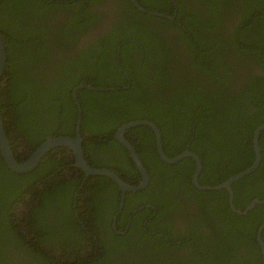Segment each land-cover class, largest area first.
Listing matches in <instances>:
<instances>
[{"label":"trees","instance_id":"trees-1","mask_svg":"<svg viewBox=\"0 0 264 264\" xmlns=\"http://www.w3.org/2000/svg\"><path fill=\"white\" fill-rule=\"evenodd\" d=\"M102 1L73 0L69 3L64 0H0V34L7 52L2 72V76L6 75L7 78L3 80L1 77L2 81L0 79V82H5L0 83V116L16 159L20 156L16 153V147L22 140L31 147L26 157L48 135H74L77 107L71 96V88L84 83L95 86H82L75 90L76 100L80 105L78 130L82 136L81 146L90 165L112 169L128 183H136L140 175L126 148L121 143L117 145L110 136L119 124L128 120L147 118L157 123L148 111V104L162 95L160 102H155L156 109L163 113L165 104L171 105L180 113L179 127L188 124L186 142L201 158V171L198 176L200 183H218L233 172L248 166L253 160V151L249 146L252 130L258 121H262V115L264 116V70L253 75L259 72L255 71L251 74L252 77L244 79L232 76L230 83L221 88L200 83L190 75H181L177 79L171 76L170 80V72L178 71L180 63L170 56L168 44L159 46L158 53H148L145 34H155L148 29V25L138 24V29L125 27L135 23L133 18L136 15L140 18L150 17L148 13L137 10L129 0H117L120 2L117 17L115 20L113 18L114 22L109 27L103 26L99 12L80 21L79 7ZM153 1L137 0L147 10L156 6L163 9L168 4L166 0ZM175 1V19L187 30L179 28V36L187 43L188 49L186 46L185 50L193 57L190 64L201 66L208 71L207 75L216 77L220 72L212 62L219 64L228 59L212 57L221 56V50L217 48L225 42L217 34L211 35V40L200 37L209 22L203 16L204 12L200 11L199 14L182 6V1ZM202 1L208 4L216 3L217 0ZM20 2H25L22 21L17 16L16 8ZM156 2L160 4L154 5ZM234 4L238 19L234 20L229 31L231 39L228 43L233 45L232 53L248 59L251 65L264 67V0H234ZM4 12L8 15H4ZM163 20L165 23L170 22ZM83 21L86 24L83 25ZM95 25L97 27L93 28L94 37L88 35L89 40L85 39L87 47L72 52L69 43L74 37L76 27L87 28ZM170 25L178 27L173 22ZM210 26L214 28L216 25ZM128 38L135 40L129 41ZM167 38L168 36L163 40L164 43L169 41ZM49 42L54 46L50 47ZM131 49L139 51L137 62L141 59V54L142 61L151 65L157 59L158 63L152 65L156 69L144 77L140 76L141 70L138 73L132 64ZM210 50L211 59H208L206 54ZM116 56L119 57L118 61ZM198 61L202 62L199 64ZM120 67L129 78L127 87L122 86L127 80ZM194 69L197 72L198 68ZM184 78L186 86L183 88L188 91L195 90V94H192L194 98L189 93V98L186 97L181 92L183 88L175 91L176 84ZM144 81L147 82L145 86ZM226 88L231 91L224 92L223 89ZM241 98L247 103L242 102ZM177 104L185 109L179 110ZM192 111L197 117L196 120L201 119L203 125L195 126L193 118L188 117ZM158 126L164 153L170 156L180 151L173 145L170 137L164 136V124ZM7 129L12 133L19 132L20 138L13 133L17 144L13 143ZM124 135L134 146L149 173L147 187L134 193L125 191L123 194L127 203L130 198L137 196L139 202L147 201L156 206V212L145 221V225L140 220L143 221L146 214L140 210L141 214L135 213L131 216L124 236L114 233L110 227L111 216L116 208L114 202L110 205L104 221L99 222L102 202L91 207L92 201L86 193L103 186L113 189H118V186L105 175H85L80 168L73 165L74 159L67 146L50 148L27 172L10 170L0 155V264H110V261L113 264H262L254 234L256 226L264 219V203H254L245 213H237L229 208L224 188L199 190L205 196L209 193L220 195L211 202L200 201L192 196L198 205V209H193L194 213L206 220L211 231L203 234L194 230H182L174 235V229L171 230L173 219L168 220L162 212L178 204L175 185L184 188L186 192V187L190 188V184L186 179L182 181L183 177L178 175L179 171L175 168L190 164L192 170L194 162L189 157H183L173 164L164 163L155 151L154 134L147 125L130 126ZM199 135L205 140L204 145L194 141ZM166 143L175 151L170 150ZM258 144V165L231 183L232 203L236 208L242 209L253 197L264 198V129L260 131ZM110 148L117 154L114 159L109 154ZM150 151L154 157L151 162L144 157ZM185 161L188 163L183 164ZM123 164L130 165L131 171L126 170L125 173ZM153 165L163 167L158 175ZM57 167L60 170H56ZM49 173L53 174L45 178ZM41 176L50 182L44 187H36L39 183H45L40 182ZM170 179L173 181L168 183ZM68 183H71L70 188ZM157 184H164L163 190L154 193ZM62 186L69 188L62 194L63 199L58 196ZM27 193L35 198L27 206L23 218H19L16 213L17 204L28 203L23 197ZM167 194L171 195L170 200L162 198ZM73 199L81 201V205L74 207L77 212L72 207ZM93 199L97 203L94 195ZM79 207L82 211L78 210ZM128 214V208L121 207L114 219L117 228L124 227ZM30 222L36 229L33 239L44 242L50 236L55 240L53 246L37 247L38 243H33L29 238L30 247L36 251L34 253L25 245L26 239L30 237L29 231L32 232ZM192 222L197 224L198 221L193 219ZM39 223L43 226H39ZM84 227L95 229L98 235L102 234V230L107 231L110 241L105 247L108 245L109 249H113L116 245L118 255L104 261H100V258H97L99 261H93L96 260L94 258L91 261L80 259L75 247L76 241L72 238L85 237L87 232ZM150 230L154 232L149 233ZM260 236L264 240V227ZM178 238L182 241L172 242ZM169 246L176 250L168 252ZM182 246L187 247V251L178 253ZM125 255L130 259L121 263L117 257Z\"/></svg>","mask_w":264,"mask_h":264},{"label":"flooded vegetation","instance_id":"flooded-vegetation-1","mask_svg":"<svg viewBox=\"0 0 264 264\" xmlns=\"http://www.w3.org/2000/svg\"><path fill=\"white\" fill-rule=\"evenodd\" d=\"M64 1L65 2L69 1V3H70L73 0H64ZM129 1L131 2V0H129ZM166 1L168 2V4H167V6H163V9H159V7L156 6L152 10L148 9L151 12H148V11L146 12V11L140 10L135 4H133L131 2L132 5H134V7L137 10H139L141 12H144V13H148L150 15V17L140 18L139 16L136 15L133 18L135 23H133L131 25H125V27L131 26V27H133V29H138L139 28L138 24H140L141 26L142 25H144V26L148 25V29L155 33V34H152L151 32H149V33L146 32V34H145V39L147 41H149V42L146 41L148 53H152V52L158 53L159 50H160V48H158L159 46H161L163 44H166V45L168 44L169 45L168 46V51L170 53V56H172V58H174V61H177V62L180 63V68H179L178 71H176L174 73L170 72V75H169V79L170 80H171V76L173 78L177 79V78L181 77V75H190L191 78H197L198 82H200V83L202 82V83L208 84L209 86L212 85V86H214L216 88H221L224 85H228L230 83L229 80L232 79V76H234V78H236V79H244L245 77H252L253 75L259 74L260 71L262 72L264 70V67H262L260 65L259 66L251 65V62H249L248 59H243L244 57L235 56L232 53L233 45L228 43L230 41V39H231V35H230L229 31H231V27H232V24H233L234 20L238 19V15H237V11H236V6L234 4V0H217L216 1L217 4L215 2L207 4V3H205L202 0H180V1H182V6L190 8V9H193L199 14H201L200 11L204 12L203 16H205L208 19V21H209L208 25L205 28H203V32L201 33L200 37H203L206 40H211V35H216L217 34L220 37V39H222V41L225 42V43H222L217 48V50H221L220 51L221 56L220 57L219 56H215L214 57V55H213L212 59H218V58L219 59H228V61L220 62L219 64L216 63V62L215 63L212 62L213 65H217L216 69L218 70V72H220L214 78L211 77L210 75H207L208 71H205V69H203L201 66H196V65H191L190 64V59H193V57L188 53L187 50H185L186 46H187V49H188V45L183 40H181L180 36H179V33H180L179 28H181L184 31H187L186 27L183 24L178 23V21L175 19V16H176L175 12H176V9H177L176 1L175 0H166ZM24 4H25V2H20V4L18 6H16V8H17V16L19 17V19L21 21H22V8H23ZM156 4H160V2H156L154 5H156ZM79 5H80V3L77 4V6H79ZM118 5H120V2H118L117 0H103L102 2L92 3L91 5H82L81 7L78 8V10L81 11V20L80 21H82V18H86L88 15H93L94 13H98L99 12L101 20H103V26L104 27L105 26L109 27L114 22V21H112L113 18L115 20L116 17H117L116 13H117ZM139 6H141V5L139 4ZM29 7H31V5H29ZM83 8H85V9H83ZM164 11H166V12H164ZM168 12H170V13H168ZM3 14L4 15H8L7 12H4ZM163 19H167L168 21L177 24L178 27L176 25H170V22L165 23ZM82 24L83 25L86 24V21H83ZM210 24H214L216 26L214 28H212L210 26ZM95 27H97V25L92 26V27H87V28H84L82 26L81 27L80 26L76 27V30L74 31V34H73L74 37L70 39V43H69L70 50L72 52H74V51H78L79 49L86 48L88 43H87V41L85 39L88 38V35H90L89 37H91V36L94 37L95 32H94L93 28H95ZM211 32H213V33H211ZM0 36L2 38L1 34H0ZM166 36H168L167 40H169V41L167 43H164L163 40H166ZM42 38L44 39V34L42 35ZM73 39H74V42H73ZM2 40H3V38H2ZM10 40L12 41L11 37H10ZM88 40H89V38H88ZM128 40L129 41H133L135 39H131V38L129 39L128 38ZM43 43H44V41H43ZM139 44H140V42L138 41V45ZM196 45H198V44H196ZM49 46L51 47V46H54V45L51 42H49ZM140 49H141V47H140ZM131 50H133L132 54L130 55L132 57V59H131L132 64L135 65V67L137 69V72L139 71V69L141 70L140 71V76L144 77L145 75H148V72L153 71V70L156 69L152 65L158 63L157 59H154V60L151 59V60H153L152 61V65H151L149 63H145V62L142 61V54H141L140 55L141 59H139V61L137 62L136 58H137V56L139 54V51L137 49H131ZM211 53H212V50H210V52H208L206 54V55H208V59H211ZM225 56H226V58H225ZM115 59L118 61L119 57L116 56ZM201 62L202 61H198L199 64ZM129 65H130V63H129ZM194 68H198L197 72H196V70ZM120 69H122V68L120 67ZM255 71H259V72H256L255 74L251 75ZM121 72L124 74V76L126 77V80H127V83L122 85V86L127 87L129 85V78L127 77V75H126L125 71H123V69L121 70ZM210 72H212V71H210ZM195 73H197V74H195ZM1 77H2L3 80L7 78L6 75L2 76V74H1ZM187 77L188 76H186V78ZM81 78H82V76H81ZM2 79H1V81H2ZM0 83L4 84L5 82H0ZM146 83L147 82L144 81V86L146 85ZM77 85H79V84H77ZM77 85H75V86H77ZM75 86H73L72 88H74ZM184 86H186V79L185 78L182 81H180V82H178L176 84L175 91H178L179 89H182ZM72 88H71V90H72ZM41 91H40V94H41ZM223 91L225 92V91H231V90L226 88L225 90L223 89ZM181 92H183V94L186 97H188V98H189L188 93L190 94V97L194 98V95H192V94H195V90H193V89L191 91H188V90H184V88H183L181 90ZM162 97H163L162 95H159L158 98L157 97L154 98V101H152V102H150L148 104L149 105L148 106V111L151 114L152 118L157 121V123H155L151 119H149V120L154 122V124L158 127L159 131H160V128H159L158 124H160V126H161V124H164L165 132L162 131L164 133V136L165 137H167V136L170 137L173 145L176 148H179V150H180V151L176 152V154H173V155H170V156L166 155L164 153V150H163V147H162L163 144H162V140H161L162 151L168 157L177 155L178 153H180V152H182L184 150H189V151L193 152L194 155H196V157L198 158L199 163H200V167H199V170H198L197 176H196V182L199 185H206V184L200 183L199 179H198L199 173L201 171V158L197 154L196 151H193L192 149L189 148L188 143L186 142V132H187L186 127L188 126V124L185 125V126L179 127L180 124H181L180 113H179V111L175 110L174 107H172L171 105H166L165 104V109H164L163 113H161L158 109H156L155 102H160L159 100ZM240 100L242 102H246L247 103V101L245 99L241 98ZM245 107L247 109L248 108V104H246ZM177 108L179 110L185 109V107H182L179 104H177ZM188 117H190V118L192 117L193 118V122H194L195 126L196 125H203L201 119L196 120L197 117H196V115H193V111L190 112ZM218 117H219V113H218ZM145 119H147V118H145ZM261 120H262L261 122H259V121H258L259 123L257 122L255 127L258 126L260 123L264 122V116L263 115L261 117ZM219 125L221 126V124H219ZM192 126H193V124H192ZM117 127L111 133L110 137H111V139L113 138L117 142V143L116 142L115 143L118 145L121 142L114 138V133L117 130ZM255 127L252 130L251 142L249 144V146L252 148V151H253V159L255 157V149L253 147V131H254ZM262 129H264V128H262ZM230 131L234 132V130H230ZM260 131H259L258 136H257V146H258V150H259V160H260V148H259V144H258V137H259ZM7 132L11 135V138L13 139V143L17 144L16 143L17 141L14 139V134H16L20 138L21 136L19 135V132H13L14 133L13 134L12 131L9 130V129H7ZM189 137L191 138V135ZM160 139H161V131H160ZM128 141H129V139H128ZM194 141H196L197 143H199L201 145L205 144V140H202L200 135L197 136ZM154 144H155V139H154ZM166 145L168 146V148L170 150L175 151L171 145H169L168 143H166ZM30 148L31 147L29 145H27L24 140L20 141L18 143V146L16 147V153L20 154L18 159L19 160L24 159L25 155L27 154V152L29 151ZM155 151L157 153L156 146H155ZM127 152H128V150H127ZM109 154L112 156L113 159H114V156L117 155L116 153H114V151L111 148L109 150ZM157 155L164 163H167V164L176 163L177 161L181 160L183 157H189L190 160L192 162H194L192 170H191V165L190 164L189 165H182V166H179V167L175 168L176 170L179 171L178 175L183 177L182 181H185V179L187 180V182L190 184V188L185 186L186 189H187V192H186L184 190V188L182 189L180 186L175 185V189H176V192L178 194L176 202H178V204H176L175 206L169 208L168 210L165 209L162 212V213H164L166 215L167 218H169L168 220L173 219L172 228H171V230L174 229L173 234L175 235V232H177V231L178 232H182V230H194V231H198V232L203 233V234L209 233L211 231V228H210L209 225H207L206 220L203 217H201L199 215H196L194 213V211H193V209H195V208L198 209V207H197L198 205H196V203L194 202L192 196H196L200 201L211 202V201H214L215 198H219L220 195L217 194V193H209L208 196H205V195L199 193V190H205V189H201L200 187H198L193 182V173H194V171H196V160H195V158L193 156H191V155H183L180 158H178L177 160H175L174 162H166L159 156L158 153H157ZM128 156L130 157L129 152H128ZM144 157H145V160H147L149 162L154 160V157L152 156V152L151 151L146 153V154H144ZM139 158H140V156H139ZM131 160H132V158H131ZM186 163H188V162H186V161L183 162V164H186ZM258 163H259V161H258ZM133 164L137 168V166L135 165L134 162H133ZM142 164H143V162H142ZM123 166H124V168H122V169L124 170L125 173H127V171H131V169H132L131 166L128 165V164H123ZM143 166H144V164H143ZM153 166L155 168L156 175H158L163 169V167H161V166H156V165H153ZM245 167H247V166H245ZM245 167H243V168H245ZM145 169H146V167H145ZM56 170H60V167H57ZM137 170H138V168H137ZM146 171H147V169H146ZM238 171H236V172H238ZM25 172H27V171H25ZM138 172H139V170H138ZM236 172H233L232 174H234ZM116 173L120 176V174L118 172H116ZM51 174H53V173L47 174L45 176V178H49ZM147 174H148V180H149L148 171H147ZM139 175H140V172H139ZM55 176L58 177L57 175H55ZM140 177H141V175L139 176L138 180L140 179ZM148 180H147V182H148ZM223 180H221V181H223ZM171 181H173V180L170 179L168 181V183L171 182ZM40 182H45V183L44 184L39 183V184L36 185V187H38V186L39 187H44L50 181H46L41 176ZM125 182H127V181H125ZM231 183H230V186H231ZM70 184L71 183H68L69 188H70ZM215 184H217V183H215ZM215 184H211V185H215ZM163 185L164 184H157V186L154 188V193H158L161 190H163ZM145 187H147V183H146V185L143 188H145ZM150 187H151V185L148 187V189ZM69 188L67 186H62L61 192L58 193V196L63 199L62 194H65L68 191ZM221 188H224V187L212 188V189H221ZM29 189H30V187H29ZM206 190H211V189H206ZM124 192L125 191H122L119 186H118V189H113L110 186H103L101 188L93 189L90 193H88V192L86 193L88 195V199H91V201H92L91 207H94L96 204H99V203L102 202V208L103 209L99 213V222L104 221L105 216L109 213L110 205L112 204V202H114L116 204V208L114 210L115 212L113 211L114 213L111 216L110 227H111V230H113L114 233H117L120 236H124L125 235L126 229L128 228V226L130 224V219H131L132 215H134L135 213L141 214V212L143 214H146V216L143 219V221H142V219L140 220V223L143 222L144 225H145V221L149 220V218L152 216V214H154L156 212V210H157L156 206L153 203H150V202H147V201L139 202V198L137 196H134L133 199L130 198L128 200V203H127L123 199ZM127 192L134 193L135 191H127ZM226 192H227V190H226ZM93 195L97 198V203L94 201ZM23 197L28 201V203L24 204L22 202L20 204L19 203L17 204L16 213L19 215V218H23L24 212L26 211L27 206L30 203H33V199L35 198V196H33L31 193H27ZM232 197H233V191H232ZM162 198L163 199L168 198V200H170L171 195L167 194V195L163 196ZM253 198H257V197H253ZM253 198H251V199H253ZM116 199H117V201H116ZM227 199H228V192H227ZM258 199H264V198H258ZM75 200L73 199V201H72V207H73V210L77 212V210L74 209V207L76 205H81L80 204L81 201H78V200L75 201ZM227 203H228V201H227ZM121 207L122 208L123 207H127L128 210H129V214L126 217V222L124 223V227H120V224H121L120 223L119 224L120 228H117L116 225L114 224V219H115V215L119 212ZM78 210L82 211V209L80 207L78 208ZM140 210H141V212H140ZM11 211L14 212V210H11ZM44 212H46V211H44ZM135 217L136 216H133V218H135ZM193 219L198 221L197 224L192 222ZM21 225H24V224H21ZM40 225H41V227L43 226L42 223H39V226ZM151 225H153V223H151ZM29 227L32 230V232L29 231L30 237L28 236V239H26L25 245L31 251L36 253V251H34L32 247H30L31 244L29 242V238L32 239L33 243L34 242L38 243L37 247L40 246V245L53 246L52 243L55 240L50 238V236H48L47 239L44 242H41L38 239H33V236H34V233L36 232V229H34V225L32 224V222L29 223ZM84 228H85V232H87V235H85V237L80 236V238H79L78 236H75V237L72 238V240L76 241V246L75 247L78 249V254H79V258L80 259H82L84 261H91V259L94 258L96 260H93V261H99V260H97V258H100L101 259L100 261H104L106 259L112 258V256H114L115 254L118 255L117 254L118 248L116 247V245L113 246V249H109L108 245H106V247H105V244L109 243V241H110V234L107 231H103L102 230V234L98 235V234L95 233L96 232L95 229L92 228L90 230L89 227H84ZM153 232H154L153 230L149 231V233H153ZM56 235H57V232H56ZM180 241H182V239L178 238V239L173 240L172 242L173 243H178ZM174 250H176V249H174V248L169 246L167 251L171 252V251H174ZM186 251H187V247L182 246V247H180L178 253L179 252L180 253H185ZM56 254L58 255V252H56ZM117 259L121 263H123L125 260H129L130 257H128L126 255L123 256V257L122 256H118ZM110 264H113V262L110 261Z\"/></svg>","mask_w":264,"mask_h":264},{"label":"water","instance_id":"water-1","mask_svg":"<svg viewBox=\"0 0 264 264\" xmlns=\"http://www.w3.org/2000/svg\"><path fill=\"white\" fill-rule=\"evenodd\" d=\"M133 4H135L140 10L143 11H148L151 12L141 6L137 3L136 0H131ZM6 57H7V52L5 49V44L4 41L2 40L0 36V79H1V74L2 71L5 67L6 64ZM86 86L89 88H95V86H92L90 84H84L81 83L71 90V96L76 104L77 107V113H76V121H75V131L73 136L69 135H48L46 136L29 154L27 157H25L22 160L16 159V157L13 154V151L10 146L9 139L6 134L5 127L3 125V120L0 116V155L6 164V166L15 172H25L33 168L44 156V154L50 149L55 146H67L70 148L72 156H73V164L77 167H79L85 175L88 174H98V175H105L108 178H110L112 181H114L122 191H136L141 188H143L148 180V174L145 169V167L142 164L141 159L139 158L138 154L136 153L134 147L131 145V143L128 141L127 138L124 136L125 130L133 125H138V124H144L149 126L153 133H154V139H155V146L157 153L159 156L166 162H174L178 158H180L183 155H191L195 158L196 160V171L193 173V182L200 187L201 189H212V188H219V187H224L227 192H228V206L229 208L237 213H245L246 210L250 209L254 203H264V199H258V198H253L251 199L242 209L236 208L233 206L232 203V189L230 186V183L239 177L243 176L244 174L250 172L253 170L259 161V150L257 146V136L259 131L264 128V122L260 123L258 126L255 127L253 131V147L255 149V157L252 160L251 164L248 165L247 167L239 170L238 172L229 175L226 177L223 181L211 185V184H206V185H199L196 182V176L197 172L200 167V163L196 155H194L193 152L189 150H184L177 155L168 157L166 156L161 148V139H160V131L158 127L154 124L153 121L145 118H140V119H132L128 120L126 122H123L117 127V130L114 133V138L119 140L128 150L130 157L132 158L133 162L137 166L139 172H140V179L136 183H127L125 182L115 171L108 169L103 166H92L88 163L87 159L84 156V151L81 146V140L82 136L79 132V121H80V105L78 101L76 100V94L75 90L78 87ZM113 89L114 87H110ZM264 227V219L261 220L258 225L256 226L255 229V240L258 243L259 246V251H260V256H261V262L264 264V240L261 238L260 233L262 228Z\"/></svg>","mask_w":264,"mask_h":264}]
</instances>
